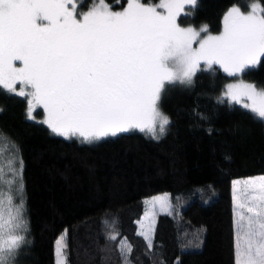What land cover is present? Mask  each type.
<instances>
[{
  "label": "trees",
  "instance_id": "16d2710c",
  "mask_svg": "<svg viewBox=\"0 0 264 264\" xmlns=\"http://www.w3.org/2000/svg\"><path fill=\"white\" fill-rule=\"evenodd\" d=\"M252 1L197 0L180 22L217 33L229 9ZM243 77L264 88V58ZM231 78L202 67L190 86L167 83L159 107L170 123L159 139L133 130L91 143L52 133L42 108L29 119L27 98L0 90V133L23 161L29 243L15 264H56L61 237L68 264H123L129 245L131 264H234L233 180L264 174V120L223 97ZM161 192L171 209L155 213L149 248L139 221L145 198Z\"/></svg>",
  "mask_w": 264,
  "mask_h": 264
},
{
  "label": "snow or ice",
  "instance_id": "6c2138e0",
  "mask_svg": "<svg viewBox=\"0 0 264 264\" xmlns=\"http://www.w3.org/2000/svg\"><path fill=\"white\" fill-rule=\"evenodd\" d=\"M124 2L112 11L106 0H95L85 14L78 0H0V90L26 97L29 119L42 108V122L56 135L91 143L138 129L159 139L170 123L158 107L166 83L190 86L202 65L237 77L264 58V9L256 4L247 14L229 9L222 32L211 35L206 26L197 31L177 23L184 4L195 0H160V10ZM225 95L264 120V90L239 82L227 85ZM0 140L10 146L9 163L0 162V264H15L29 243L23 161L10 138L0 133ZM170 199L149 203L167 212ZM234 203V264H264V176L235 182ZM154 222L153 211L147 231L141 224L138 233L149 248ZM63 239L57 264H65ZM130 251L121 249L123 264H131Z\"/></svg>",
  "mask_w": 264,
  "mask_h": 264
},
{
  "label": "rangeland",
  "instance_id": "374dc122",
  "mask_svg": "<svg viewBox=\"0 0 264 264\" xmlns=\"http://www.w3.org/2000/svg\"><path fill=\"white\" fill-rule=\"evenodd\" d=\"M196 1L197 0H195V3L194 4H190V3H185L184 4V7H183V10H182V14L177 18V23L180 25V27H182V28H189V27H191V28H193L194 30H197V31H200L201 30V27L202 26H205V25H202V26H194V25H188V24H182L181 22H180V17L182 16V15H185V14H188V12H189V9L191 8V7H194L195 6V4H196ZM159 2H160V0L157 2V3H152V4H150L151 6H154V7H157V9L158 10H160L159 9ZM107 3V2H106ZM108 4V3H107ZM146 4H148V3H146ZM252 4H256V5H258V7L260 8V9H263V7H262V4L260 3V1H258V0H254V1H252L251 3H250V5H252ZM249 5V6H250ZM93 6H95V0H82V3H80L79 2V0H78V3H77V11H78V13L79 12H83V13H87L88 11H90L91 10V8L93 7ZM108 6L111 8V10L112 11H121V10H123V8L122 9H113L109 4H108ZM233 7H236V8H238L242 13H244V14H247L249 11H250V7L246 10V11H243V10H241V8L239 7V6H233ZM232 7V8H233ZM261 14H264V13H261ZM77 18H80L79 17V15H78V17ZM222 29H223V26H222V28H221V30L219 31V32H217V33H213V32H209L208 31V28H207V33L208 34H211V35H219L221 32H222ZM201 35H204V33L202 32L201 33ZM194 47L196 46L195 44L193 45ZM259 63V62H258ZM257 63V64H258ZM15 64H16V66L17 67H20L21 66V62L20 61H16L15 62ZM257 64L256 65H254V66H250L249 68H252V67H255V66H257ZM205 68L203 65L201 66V68ZM213 68H219V66H213ZM212 68V69H213ZM249 68H246L242 73H240V74H238V76L237 77H233V76H231L232 78L224 85V90H223V97L225 98V99H227L228 101H230V102H232V103H235V102H233V101H231V99L229 98V97H227L226 95H225V89H226V86L227 85H229V84H232V83H239V82H243V83H246V84H251V85H254L255 87H256V89H258V90H264V88L263 87H260L259 85H257L256 83H254V82H252V81H249V80H246L244 77H243V73L247 70V69H249ZM205 69H207V68H205ZM220 69V68H219ZM207 70H211V69H207ZM222 70V69H221ZM222 72H224L223 70H222ZM225 73V72H224ZM228 75V74H227ZM167 84V83H166ZM165 84V85H166ZM21 86L19 85V84H17V89L19 90V88H20ZM162 92H163V89H162V91H161V94H160V98H161V95H162ZM160 100V99H159ZM242 103H243V101L241 102V103H235V104H237V105H240V106H242ZM158 107H159V101H158ZM36 109H38V108H36ZM35 109V110H36ZM34 110V111H35ZM159 110L165 115V113L160 109V107H159ZM34 111L32 112V117L34 118L35 116H33V113H34ZM166 116V115H165ZM46 118V114H44V118L42 119V121L44 120ZM158 127V126H157ZM166 127L167 126H165V131H166ZM136 130H138V129H136ZM131 131H133V130H131ZM144 133H146V134H148L147 132H144ZM165 133V132H164ZM164 133H163V135H164ZM119 134V133H118ZM149 135V134H148ZM160 136H162V135H160ZM73 137H76V138H80V137H77V136H73ZM82 139V138H81ZM8 150H9V146H3V145H1L0 144V151H5L6 153H7V155H8ZM9 163V159H7V163L5 164V165H7ZM5 170L6 171H9L10 169L9 168H5ZM260 176H264V174H258V175H253V176H247V177H241V178H236V179H234L233 180V201H234V185H235V182H243V181H245V180H248V179H250V178H256V177H260ZM165 194H167L168 195V193L167 192H161V193H157V194H154V195H151V196H149V197H147V198H145V205H146V212L147 213H144L143 214V217L141 218V220L139 221V231H141V227H140V225L141 224H143V226H144V228H143V230L144 231H147V229H148V226H149V221H150V219H151V213L154 211L155 213L156 212H161L160 211V209H159V205H157L156 206V208L155 209H153L152 208V205L149 203L150 201H152L153 200V198H155V197H160V196H164ZM169 196V195H168ZM234 208H235V203H234ZM170 209H171V207H170ZM170 209H169V211H170ZM169 211H167V212H169ZM161 213H166V212H161ZM155 218H156V215H155ZM153 227H154V225H153ZM60 240V238L57 240V242ZM56 249H57V247H56ZM63 253H64V258H65V264H68V262H67V258H66V252H65V250L63 249ZM56 258H57V254H56ZM56 264H57V259H56Z\"/></svg>",
  "mask_w": 264,
  "mask_h": 264
}]
</instances>
